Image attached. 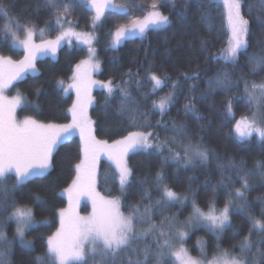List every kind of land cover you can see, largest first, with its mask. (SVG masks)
I'll use <instances>...</instances> for the list:
<instances>
[{"label": "snow or ice", "instance_id": "6c2138e0", "mask_svg": "<svg viewBox=\"0 0 264 264\" xmlns=\"http://www.w3.org/2000/svg\"><path fill=\"white\" fill-rule=\"evenodd\" d=\"M160 6L165 3H174V0H158ZM206 7L213 4V0H202ZM225 10V20L229 32L227 46L218 53L213 54L212 60L223 62L224 65H232L233 70L240 62V56L246 55L249 47L248 37L251 33L250 20L242 15L243 0H222ZM85 5L95 10L92 17V26L96 27L97 22L102 20L110 8V0H85ZM43 9L49 12V20L45 21V28H39L40 36L46 32L59 30L55 39H41L39 44L34 42L37 25L28 21L24 24L16 23V29L5 26V32L0 39L8 41L11 38V45L19 47L24 52L23 59L14 61L10 57L0 56V216L10 214L0 220V226L8 220H14L17 227L11 240L7 238L2 227H0V264H10V257L13 245L16 241L27 250L33 249V241L25 239L28 229L47 221H36L31 208L17 207V202H9V193L18 191L20 186L26 185L34 178L45 176L52 167L53 152L57 145L68 140L71 136L79 133L82 153L80 162L75 165L76 177L64 189L68 194L69 206L61 208L56 213L60 218V227L57 231L47 237L46 251L34 257V264H87L88 255L101 254L105 264H117V257L124 253L126 264H204L203 259H196L188 254L183 242L188 232L186 230L204 227L217 238L218 255L208 264H264V247H255L251 235L255 231L264 239V205L261 207L259 218L251 214L246 193L252 188L254 178L264 182V159L253 162L248 168L243 159L237 161L234 157L222 160L221 157L207 144L199 133H191L185 123L171 121V127L157 120L155 126L151 123L150 117L159 113L161 117L166 115L170 106L175 102L177 91L180 88L178 81H173L171 90L159 99L153 100L147 110H142L138 103L134 107H128L125 101L132 100L128 85L133 83L139 89L142 85L150 84L148 92H145L142 99L147 100L149 95H154L163 87L168 86L167 81L171 79L166 73L157 74L153 65L138 70L135 74L129 70L123 76L129 79H122L117 83L113 79L106 82L92 80V74L100 70V63L96 60V49L92 47L93 41L98 38L91 33H77L74 31V21L68 19L75 10L76 0H42ZM114 7V6H113ZM251 8V5H249ZM143 20H133L131 27L122 25L113 34L112 45H118L122 39L128 38L137 32L143 35L150 28H158L170 23L169 17L164 15L158 8L157 2L150 6ZM0 14L7 16L4 8H0ZM211 13L204 11L201 19L208 21ZM16 21L17 18L9 17ZM54 20V23L51 21ZM258 22L264 24V17L257 16ZM67 25V27L65 26ZM212 25L209 24L211 30ZM21 35L23 38H21ZM75 36L78 41L88 45V59L80 61L73 69L70 78L73 83L64 87V82L58 80L57 88L67 93L75 89L76 99L73 101L68 113L71 114V121L66 124L44 123L33 116H26L23 120L16 119L17 108H31L33 112H39V104L35 101H28L19 92L11 99L5 95L15 82L23 79L25 73L38 72L35 61L38 54L50 52L55 56L61 42L66 38L71 42ZM204 43L203 41L201 42ZM259 43V42H258ZM246 64L249 75L264 73V48L259 53L246 55ZM140 71L145 75L140 76ZM185 80L200 79V71L181 73ZM244 84V96L247 97V106L256 104L261 107L260 101H264V78L260 82H249L241 76L233 79L232 72L225 68H217L214 75L206 81V90L199 96L186 95L187 103L183 105L185 115L189 113L197 119H203L199 115L196 105L209 100L211 95L217 91L225 93L226 103H223L224 121L235 119L233 100L240 99L236 95H227L233 88H239L240 83ZM98 84L106 90V101L117 91L121 96L122 110L127 109L129 127L134 131L122 139L108 144L106 141H99L93 134L92 121L87 115L88 105L92 103V85ZM196 84L190 85L189 93H193ZM41 89L36 90L39 95ZM211 107V106H210ZM251 116L242 115L236 120L233 128L240 141L243 142L255 132L264 141V121L257 117L256 111L249 107ZM153 127H163L166 132H171L170 137L161 140L159 135L148 131ZM203 125L200 130L203 131ZM106 152L115 163V179L118 181L119 197L105 199L95 192L93 169L95 162L101 152ZM143 151L148 154H156L160 157V168L151 178V184L158 198L152 201L150 192L146 189L144 194L135 203L124 205L122 197L125 196L132 185L133 170L129 167L125 157L129 152ZM167 151V155H164ZM210 161L216 162L220 179L212 185L211 195L207 197L202 208L197 201L196 194L191 187L193 177L188 178V187L184 192L178 193L166 183L165 167L171 163L177 168H195L197 164L207 165ZM228 173V175H225ZM14 175L11 185L8 180ZM239 187H235L236 183ZM147 184V179L140 181ZM207 183V181H206ZM229 189L226 192V200L222 208L217 207L216 194L218 189ZM87 194L92 200L93 213L89 217H80L75 214L72 205L75 195L77 203L79 196ZM191 196V212L184 220H179L180 213L171 216H161L159 223L152 220L156 213H164L172 207L179 205L183 210L189 204ZM41 199L39 194L33 197V201ZM150 203L144 205V200ZM258 199H264L258 198ZM143 205V208H142ZM122 207L128 209L127 214L121 211ZM206 208V210H205ZM233 211L248 213L250 222L249 235L239 243V254L234 255L229 250L219 252V243L225 229L231 226L230 216ZM147 227L138 228V225ZM152 236V243L145 244L143 248H137L140 241ZM179 245V246H178ZM236 247V246H233ZM131 250L133 255L127 253ZM201 255L205 256L203 249ZM109 257L111 259H109ZM120 264H124L123 261Z\"/></svg>", "mask_w": 264, "mask_h": 264}, {"label": "trees", "instance_id": "16d2710c", "mask_svg": "<svg viewBox=\"0 0 264 264\" xmlns=\"http://www.w3.org/2000/svg\"><path fill=\"white\" fill-rule=\"evenodd\" d=\"M111 4L105 16L97 22L95 28L92 26L94 12L85 5V0H76L75 10L68 19L74 21L78 30L86 31L97 37L93 41L92 47L96 49L99 58L100 70L95 72L97 81L106 82L109 79L120 83L122 79H129L122 74L129 70L136 73L142 68L153 65V70L157 74L166 73L171 77L167 81L168 86L163 87L154 95H149L147 100L142 99L145 92L151 87L150 84L142 85L137 89L135 85L136 77L131 79L133 83L128 85L132 100L125 101L127 106H136L133 101L139 104L142 110H147L153 100L166 95L171 90L173 81H178L180 88L177 91L175 102L163 117L157 112L150 117L151 123L155 126L157 120H162L164 124L171 127V121L185 123L189 132L199 133L204 138V143L214 149L222 160L234 157L237 161L243 159L248 168L253 166V162L264 159V141L257 135H252L241 142L235 134L234 124L242 115H250L249 107L255 109L256 104L247 106V97L244 96V84L240 83L239 88H233L227 95H236L240 99L233 100L235 119L224 121L223 103H226L225 93L217 91L211 95L209 100L196 105L199 115L203 119H197L195 115L189 113L185 115L183 105L187 103L186 95H196L206 90L205 81L214 75L217 68H225L232 72L233 79L241 76L249 82H260L264 78V73L249 75L246 64V55L259 53L264 48V24L257 20V16L264 17V0H243L241 9L242 15L250 20L251 33L248 37L249 47L246 55L240 56V62L233 70L232 65H224L211 59L213 54L218 53L227 46L229 32L225 20V10L222 0H213L210 7H206L202 0H174V3H165L160 6L158 0H110ZM157 2L159 10L169 17L170 23L158 28H150L141 35L138 32L122 39L118 45H112L113 34L122 25L131 27L133 20H143L148 11L151 10L152 3ZM42 0H0V8H4L7 16L0 14V37L4 35L5 26L16 29V23L24 24L28 21L45 28V21L49 20V12L43 9ZM251 5V8L249 7ZM114 6V7H113ZM208 11L211 18L208 21L201 19V13ZM9 17L17 18L16 21ZM54 23V20L51 21ZM209 24L212 25L211 30ZM57 31V30H56ZM56 31L48 35L54 34ZM204 42L203 44L201 42ZM259 42V43H258ZM0 56L10 57L14 61L23 59L22 49L11 45V38L8 41L0 39ZM88 57V45L78 40H71L62 44L56 51L55 56H43L35 61L38 72L25 73L23 79L16 81L14 87L6 90L8 95H17L19 92L28 101H35L39 104V112H33L31 108H17L16 118L24 119L26 116L44 123L62 124L70 120V108L72 95L66 94L63 89L57 88L56 82L62 80L64 83L71 81V76L75 65ZM199 68L200 79L185 80L181 73L195 71ZM145 73L140 71V76ZM196 84L193 93H189L190 85ZM41 89L39 95L36 90ZM107 92L98 84L92 91V103L89 108V115L93 122V134L99 140L107 142L122 139L128 131L136 129L129 127L127 119V109L122 110L121 96L117 91L106 101ZM260 109L264 113V101L259 102ZM211 106V107H210ZM203 125V131L200 126ZM158 134L161 140L170 137L171 132H166L163 127H153L148 129ZM81 142L78 137L73 136L57 145L53 152L52 167L43 177L34 178L26 185L20 186L18 191L9 193V202L15 200L17 207L31 208L36 221H47L30 228L25 233V239L33 241V249L22 248L18 241L13 245V250L8 257L10 264H34V257L46 251L47 237L53 234L58 228L59 219L56 214L59 209L66 206V199L61 193L73 180L75 175V165L79 163L82 153L80 151ZM164 155H167L165 151ZM129 167L133 170L132 185L128 189L122 202L124 205L135 203L147 189L152 201L158 198L154 191L151 178L160 168V157L156 154H148L143 151L129 152L126 156ZM166 183L174 191L181 193L188 187V178L193 177L191 187L196 194V199L203 208L207 197L211 195V188L220 179L216 162L210 161L207 165L197 164L195 168H177L175 164L169 163L165 169ZM116 168L111 166L106 160H101L99 165L97 190L101 195L108 197H119L118 181L115 179ZM228 175V173H225ZM147 179L149 183L141 184L140 181ZM14 181V175L8 180V184ZM207 181V183H206ZM250 183L252 188L246 193L247 201L251 209V214L259 218L261 207L264 205V182L259 178H254ZM237 182L235 187H239ZM229 189L220 188L217 191V207L222 208L226 200V192ZM39 194L41 199L34 202L33 197ZM191 196L189 204L180 209L179 205L172 207L164 213H156L152 220L159 223L161 216H171L180 213L179 220H184L191 212ZM150 203L144 200V205ZM143 208V205H142ZM206 210V208H205ZM0 216L4 220L9 214ZM121 211L127 214L128 209L122 207ZM231 226L226 228L219 243V252L229 250L232 254H239V243L245 236L249 235L250 222L248 213L233 211L231 216ZM148 225H138V228ZM2 230L9 240L14 236L17 227L14 220H8L3 224ZM188 235L183 242L184 248L192 256L203 259L204 264L213 260L218 255L216 248L217 238L206 228L198 227L186 230ZM153 237L148 236L140 241L137 248H143L145 244L152 243ZM251 240L255 247H264V239L257 232H253ZM179 246V245H178ZM236 246V247H233ZM203 249L205 256L201 255ZM131 256V250L127 253ZM109 259H111L109 257ZM87 264H105L101 254L88 255ZM123 261L126 264V256L121 253L117 257V264Z\"/></svg>", "mask_w": 264, "mask_h": 264}, {"label": "rangeland", "instance_id": "374dc122", "mask_svg": "<svg viewBox=\"0 0 264 264\" xmlns=\"http://www.w3.org/2000/svg\"><path fill=\"white\" fill-rule=\"evenodd\" d=\"M110 4H111V2H110ZM90 7V6H89ZM91 8V7H90ZM111 8V7H110ZM92 9V8H91ZM92 11L94 12V15L93 16H95V10L94 9H92ZM66 27H67V25H65ZM73 28H74V31H76L77 33H87L86 31H83V30H78L76 27H75V25H73ZM59 34V30H57L54 34H52V35H48L47 34V32L45 33V35L43 36V37H41L40 36V33H39V31H36V34H35V37H34V42L36 43V44H39L40 42H41V39H44V40H49V39H55V37H56V35H58ZM21 38H23V36L21 35ZM71 40H77L76 39V37L75 36H73V37H71ZM67 42H69V40L66 38L64 41H62L61 42V45L62 44H64V43H67ZM60 45V46H61ZM19 48V47H18ZM43 56H53L50 52H47V53H43V54H38V58L39 57H43ZM86 59H88V57L86 58ZM96 60H98L99 61V58H98V55H97V53H96ZM31 71H29V73H30ZM33 73V72H32ZM95 72L92 74V80H95V81H97V79H96V77H95ZM72 75H73V73H72ZM72 77V76H71ZM71 83H73V81L71 80L69 83H64V87L65 88H67V87H69V85L71 84ZM96 85L97 84H94V85H92V89H91V98H92V91H93V89L96 87ZM66 94H71L72 95V101H71V105H72V103H73V101L76 99V92H75V89H70ZM5 95L6 96H8V98L9 99H11L13 96H16V95H8L6 92H5ZM71 105H70V107H71ZM90 106H91V104H89L88 105V109H87V115H88V118H89V120H91V118H90V115H89V108H90ZM254 111H256V113H257V117H258V119L259 120H261V121H264V113H263V111L260 109V107L259 108H257V106H255V109H254ZM249 116H251V114L249 115ZM17 120H19L18 118H16ZM21 120H23V119H21ZM71 121V114H70V120L68 121V122H66V123H69ZM92 121V120H91ZM66 123H62V124H66ZM262 126H264V124H262ZM92 128H93V122H92ZM236 134V133H235ZM237 135V134H236ZM252 135H257L255 132H253L252 133ZM251 135V136H252ZM73 136H76V137H78L79 138V140H80V137H79V133L77 132L75 135H73ZM73 136H71V137H73ZM258 136V135H257ZM97 139V138H96ZM97 140H99V139H97ZM99 141H106V140H99ZM81 142V141H80ZM107 142V141H106ZM114 141H112V142H107L108 144H112ZM82 158V157H81ZM125 159H126V157H125ZM101 160H106L111 166H115V163L111 160V159H109V156H108V154L106 153V152H101L100 154H99V157H98V159L96 160V162H95V166H94V169H93V177H92V179H93V181H94V188H95V192H97V193H99L98 192V190H97V182H98V173H99V165H100V161ZM80 162V161H79ZM116 168V167H115ZM75 177H76V169H75V175H74V178H73V180L75 179ZM72 180V181H73ZM72 181H71V183H72ZM70 183V184H71ZM69 184V185H70ZM69 185L66 187V188H68L69 187ZM65 188V189H66ZM61 193L63 194V196L65 197V199H66V206L64 207V208H67L68 206H69V198H68V194L67 193H65L64 192V189L61 191ZM99 195L101 196V197H104L105 199H113V198H116V197H108V196H104V195H101L100 193H99ZM72 205H73V208H74V212H75V214L76 215H78V216H80V217H89V216H91L92 215V213H93V205H92V200L89 198V196L87 195V194H84V195H80L79 196V201H78V203H77V200H76V197H75V195L73 196V201H72ZM58 219H59V224H58V228L60 227V218H59V216H58ZM57 228V229H58ZM57 229H56V231H57ZM55 231V232H56ZM54 232V233H55ZM184 247V246H183ZM189 254V253H188ZM191 257H193V258H196V257H194V256H192L191 254H189ZM196 259H198V258H196Z\"/></svg>", "mask_w": 264, "mask_h": 264}]
</instances>
